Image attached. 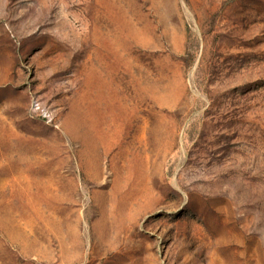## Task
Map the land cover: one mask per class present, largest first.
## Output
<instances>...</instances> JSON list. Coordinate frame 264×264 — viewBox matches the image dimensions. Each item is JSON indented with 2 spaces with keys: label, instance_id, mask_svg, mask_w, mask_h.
<instances>
[{
  "label": "rangeland",
  "instance_id": "1",
  "mask_svg": "<svg viewBox=\"0 0 264 264\" xmlns=\"http://www.w3.org/2000/svg\"><path fill=\"white\" fill-rule=\"evenodd\" d=\"M0 264H264V0H0Z\"/></svg>",
  "mask_w": 264,
  "mask_h": 264
}]
</instances>
